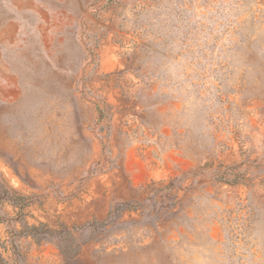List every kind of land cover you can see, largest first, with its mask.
<instances>
[{"label":"rangeland","instance_id":"374dc122","mask_svg":"<svg viewBox=\"0 0 264 264\" xmlns=\"http://www.w3.org/2000/svg\"><path fill=\"white\" fill-rule=\"evenodd\" d=\"M0 264H264V0H0Z\"/></svg>","mask_w":264,"mask_h":264}]
</instances>
